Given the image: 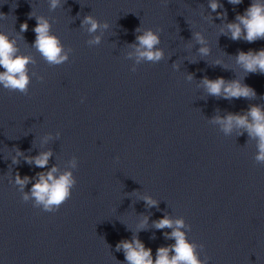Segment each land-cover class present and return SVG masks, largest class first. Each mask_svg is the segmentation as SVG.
<instances>
[{
  "label": "clouds",
  "instance_id": "9594fccd",
  "mask_svg": "<svg viewBox=\"0 0 264 264\" xmlns=\"http://www.w3.org/2000/svg\"><path fill=\"white\" fill-rule=\"evenodd\" d=\"M60 0H51V8H56ZM228 3L238 5L242 0H228ZM209 7L216 12L222 5L219 0H210ZM218 17H226V12L218 13ZM3 14H0V18ZM32 13H29V18ZM82 25H88L90 33L96 32L101 27L99 22L91 15L85 16ZM103 27H107L105 24ZM227 32L221 29L224 34L230 33L233 41L244 40L248 43H254L257 40H264V0H251L250 6L245 9L243 14H237L235 21L226 24ZM27 23L20 25V31L26 32ZM33 31L36 34L34 47L45 58L49 64L59 65L67 60V55L63 53L62 45L58 37L51 33L49 22L43 17H36V26ZM139 31V29L137 30ZM194 38L201 44L204 43L203 37L199 33H194ZM137 43L132 45L135 48L137 60H147L156 62L163 57V52L156 48L160 43L159 37L151 29L143 31L137 35ZM95 43H99V37H96ZM201 55H208L209 49L201 47ZM131 55V54H130ZM236 61L242 66L245 73L264 74V48L260 50H249L247 52L239 51ZM33 60L29 56L18 54L15 47V41H12L4 33H0V67L4 69L0 72V85L5 89L27 93V87L30 78L27 74V65ZM191 79V77H189ZM207 92L211 96L232 98H252L255 97V91L247 84H242L239 79L226 81L223 77L214 80L205 77L202 81ZM215 122L222 126L225 133H230L232 129L243 128L247 131L249 138L256 139L258 153L255 161L264 164V108L259 105H252L243 113H228L226 117H215ZM51 151L41 153L36 157H25L28 163H34L39 168L46 167ZM17 163V161H13ZM58 169L53 166L47 173H37L38 181L31 188V196L35 198L38 205H43L46 211H52L53 208H59L71 195V188L75 181L71 172H64L56 177L54 174ZM30 182V178L20 177L16 174L15 183L23 189ZM29 198L25 194L24 199ZM148 206H154L156 201L151 197L143 198ZM145 218V222H146ZM154 226L157 229L173 228L171 233H165L167 239H174L175 244L167 247H159L156 251V258H152V250L146 248L137 236H133L131 241L122 240L116 247L122 249L125 254L127 264H202L195 251L196 245L187 241L185 233L180 231L184 227L183 220L173 221L169 217L155 221ZM170 253H173L170 255Z\"/></svg>",
  "mask_w": 264,
  "mask_h": 264
}]
</instances>
